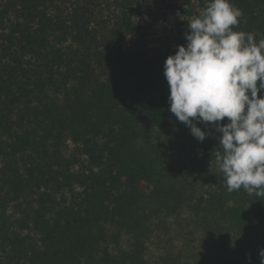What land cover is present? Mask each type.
<instances>
[{
    "label": "trees",
    "instance_id": "1",
    "mask_svg": "<svg viewBox=\"0 0 264 264\" xmlns=\"http://www.w3.org/2000/svg\"><path fill=\"white\" fill-rule=\"evenodd\" d=\"M207 2L0 0V264H261L264 196L229 193L222 134L169 110L164 62ZM231 3L264 39V0Z\"/></svg>",
    "mask_w": 264,
    "mask_h": 264
},
{
    "label": "clouds",
    "instance_id": "2",
    "mask_svg": "<svg viewBox=\"0 0 264 264\" xmlns=\"http://www.w3.org/2000/svg\"><path fill=\"white\" fill-rule=\"evenodd\" d=\"M242 15L231 0H208L163 69L177 120L199 142L211 131L197 123L222 134L215 162L226 190L264 196V39L234 31ZM259 256L264 264V248Z\"/></svg>",
    "mask_w": 264,
    "mask_h": 264
},
{
    "label": "rangeland",
    "instance_id": "3",
    "mask_svg": "<svg viewBox=\"0 0 264 264\" xmlns=\"http://www.w3.org/2000/svg\"><path fill=\"white\" fill-rule=\"evenodd\" d=\"M175 231L173 230L172 234H174ZM202 239L205 240V238L202 237V235H198L197 237L193 236L189 242V246L191 251L198 255V258H200L199 256L203 253L204 249L202 248ZM188 244L187 242L185 243L183 240L179 239V238H175L174 242H173V250L175 251V253H177V255H180L183 250L185 249V245ZM188 251V254H191L192 252ZM163 253V246H156L155 243L154 244H150V254H149V259L151 258V263L153 262V259L155 260V258L159 257L161 254ZM178 264H204L200 259H191V260H187L186 258H182V260L178 263Z\"/></svg>",
    "mask_w": 264,
    "mask_h": 264
}]
</instances>
